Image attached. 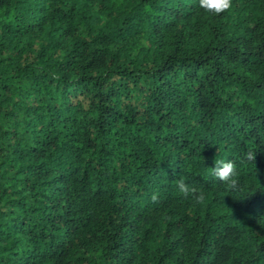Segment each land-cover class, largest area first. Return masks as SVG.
<instances>
[{
  "label": "trees",
  "instance_id": "16d2710c",
  "mask_svg": "<svg viewBox=\"0 0 264 264\" xmlns=\"http://www.w3.org/2000/svg\"><path fill=\"white\" fill-rule=\"evenodd\" d=\"M0 264H264V0H0Z\"/></svg>",
  "mask_w": 264,
  "mask_h": 264
},
{
  "label": "clouds",
  "instance_id": "9594fccd",
  "mask_svg": "<svg viewBox=\"0 0 264 264\" xmlns=\"http://www.w3.org/2000/svg\"><path fill=\"white\" fill-rule=\"evenodd\" d=\"M233 0H200V7L204 9L206 13L221 15L229 11L232 8ZM256 154L253 151H248L245 154V159L248 162H256ZM212 174L220 181L225 183L229 188H235L238 184L237 177L239 175L237 166L234 162H222L218 161L215 163V166L212 167ZM177 187L181 194L185 197L192 196V199L195 203L203 205L207 199L206 195L201 191L197 192L196 189L192 188L185 183V180L182 178L177 181ZM153 200H156L157 197L153 195Z\"/></svg>",
  "mask_w": 264,
  "mask_h": 264
}]
</instances>
